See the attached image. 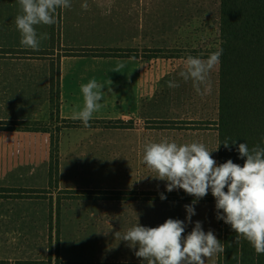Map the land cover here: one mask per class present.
I'll return each mask as SVG.
<instances>
[{"label": "crops", "instance_id": "obj_1", "mask_svg": "<svg viewBox=\"0 0 264 264\" xmlns=\"http://www.w3.org/2000/svg\"><path fill=\"white\" fill-rule=\"evenodd\" d=\"M6 5L13 6L18 14L21 11L18 0H6ZM6 12L9 11L4 9L3 13L0 8V33L11 36L12 27L2 23L7 21ZM18 14L8 21L15 22ZM50 27H38V32L48 33V39L41 42L39 49L50 47ZM193 29V0H72L71 8L60 10L61 47L138 50L137 57L125 58L61 56L60 117L73 118L72 113L83 106L81 85L95 78L105 85L101 101L104 107L92 119H122L132 124L125 128H63L59 132L57 189L46 198H0V241L6 240L0 244L1 249L10 248L11 241L20 239L38 244L48 255V259L30 261L37 264H141L129 247L122 253H128L127 257L111 262L61 260V248L66 238L73 240L74 247L79 244L97 247L98 239L112 240L121 246L116 242L120 239L115 238L119 232L115 226L123 221L133 227L138 223L163 224L168 218L186 220L184 205L192 203L193 197L186 194L187 198L175 200V194L184 191L168 193L166 182L152 177L156 173L143 163V155L147 143L163 139L178 144L203 142L209 150L219 146V87L215 97H209L213 101L208 100L206 91L201 100L193 96V103L179 101L180 94L175 98L174 88L168 94L163 93L167 92L163 81L182 71L175 67L176 56L162 55L165 49L177 48L183 36H189L191 44ZM5 45L0 48H26L20 39ZM147 49L162 52L147 57ZM50 61L0 55V121L47 122ZM217 63L220 66L219 60ZM201 94L199 90L198 95ZM169 104L179 110L174 106L167 110ZM122 143L126 145V153L120 163L118 147ZM50 150L49 132L0 129V187L48 189ZM218 154L219 150L211 153L219 163ZM84 174L87 179H77ZM73 182L85 184L80 188ZM87 190L104 191L105 198L63 193ZM160 193L167 199L161 200ZM200 203H213L215 207L216 202L203 198ZM215 220L218 238L216 213ZM86 223L98 230L83 228L82 224ZM125 232L119 233L122 236ZM90 255L95 257L96 253ZM0 262L25 264L13 260Z\"/></svg>", "mask_w": 264, "mask_h": 264}, {"label": "clouds", "instance_id": "obj_2", "mask_svg": "<svg viewBox=\"0 0 264 264\" xmlns=\"http://www.w3.org/2000/svg\"><path fill=\"white\" fill-rule=\"evenodd\" d=\"M20 13L15 25L20 33L23 47L38 50L41 42L48 39L47 32H38L39 26H53L57 22L58 10L72 7V0H18ZM86 7V5H84ZM221 51L205 59L187 57L185 70L180 73L186 80L204 81L218 62ZM173 87L172 81L168 82ZM105 85L92 78L81 85L83 106L72 113L73 119L90 127L93 114L101 110ZM199 91V89H197ZM238 152L244 160L241 166L228 159L218 163L211 153L220 145ZM143 163L156 173L153 178L166 182V191L183 190L193 197L192 203L185 204L186 220L168 218L157 227L138 223L122 236L115 238L126 243L141 264H206V260L225 252L224 244L214 231L204 230L202 221H195L192 230L184 235L196 205L211 192L215 199L216 219L223 220L236 233L235 243L242 237L260 255L264 254V147L249 148L247 143L225 138L217 148L209 150L203 142L178 144L163 139L145 145ZM161 200L167 199L160 193Z\"/></svg>", "mask_w": 264, "mask_h": 264}, {"label": "trees", "instance_id": "obj_3", "mask_svg": "<svg viewBox=\"0 0 264 264\" xmlns=\"http://www.w3.org/2000/svg\"><path fill=\"white\" fill-rule=\"evenodd\" d=\"M55 25L50 27V47L48 49L0 48V55L20 57L49 58L50 61V121L59 124L54 130L46 122L31 120L0 121L3 130H35L49 132L51 150L49 162V188L29 189L0 187V198H46L58 187L59 180V132L63 128L84 127L82 121L73 118H61L60 107V59L61 56H98V57H137L135 48L120 47H61L60 10ZM220 40L218 51V132L219 144L227 137L247 143L251 149L259 145L264 147V0H220ZM56 50L59 52L56 53ZM162 50L147 49L145 56L154 57ZM165 56V55H162ZM49 121V122H50ZM47 124V123H46ZM49 124V123H48ZM122 119H91L90 127L125 128L131 126ZM233 146L219 147L218 161L244 164ZM70 196L77 193L86 198H105L104 191H64ZM84 194V195H83ZM158 195V194H157ZM186 193H176L174 198H185ZM65 196V194H64ZM187 198V197H186ZM214 199L208 193L204 199ZM61 197H58V201ZM215 200V199H214ZM236 233L230 225L219 220L218 239L224 244L225 252L218 254L217 264H264V254L258 255L251 244L240 238L235 243ZM25 264H37L27 262Z\"/></svg>", "mask_w": 264, "mask_h": 264}, {"label": "rangeland", "instance_id": "obj_4", "mask_svg": "<svg viewBox=\"0 0 264 264\" xmlns=\"http://www.w3.org/2000/svg\"><path fill=\"white\" fill-rule=\"evenodd\" d=\"M0 8L1 11L4 13V9L9 11L6 12L7 21L3 22L4 24L10 25L11 28V36L6 33H0V47H5L6 43H14L21 39L20 33L16 29V25L14 21H8L10 18L14 17V14L18 12L15 10L13 6L7 7L6 0H0ZM3 16V15H2ZM204 16V18H202ZM58 21V19H57ZM193 32H192V40L191 44L189 43V36H183L182 41L179 42L177 48L169 50L165 49L164 55H173L177 58L176 69L184 71L185 65L187 62V57H201L207 59L210 54L218 51L217 49L220 48L221 40H220V0H193ZM217 48V49H216ZM59 51L56 50V53ZM218 63L214 65L211 69L207 78L200 82V81H188L185 78H182L180 74H171L168 76L169 78L163 81V86L167 89V92H162L164 94H168L170 88H174L175 95L180 94L179 101L184 99L185 102L193 103V96L198 100L205 98L204 92L206 91L209 96L208 100L213 101L209 97H215L218 87V70H217ZM219 68V66H218ZM176 77V78H175ZM172 81L174 86L169 87L168 82ZM199 89L201 91V95H198ZM212 89V90H211ZM211 90V91H210ZM210 91V93H209ZM174 95V96H175ZM173 96V97H174ZM172 97V98H173ZM185 97V98H184ZM178 98V95L175 96ZM216 103V100H214ZM181 104V102H180ZM185 106V103H183ZM173 104H169L167 110L171 111ZM175 107V106H174ZM176 111L177 109L175 107ZM171 116V115H170ZM50 116L47 120V124H42L41 126L45 127L47 125L49 129L54 130L59 124L56 121H50ZM49 123V124H48ZM186 124V122H184ZM119 139L124 141V137L119 135ZM216 141V140H215ZM119 156L121 157L120 163L124 161L125 153H126V145L124 143L119 144L118 147ZM124 178V177H120ZM78 180L87 179V176L78 175ZM71 186V183H67ZM74 186L78 185L82 188L85 183H75L73 182ZM112 186V185H111ZM155 187H163V185H156ZM96 188H103V187H96ZM213 203H200L196 205V215L193 216L192 221L193 224H189L186 228L184 235H187L188 232L192 230L195 221H202L204 230L207 232L209 229H212L217 236V222L215 220V213L216 209L213 207ZM66 214V212H65ZM68 214V212H67ZM68 216H65L67 219ZM61 222V221H60ZM160 224L151 223L149 227H157ZM105 227L109 225L104 224ZM83 228H88V230H98L95 225H91L90 223L82 224ZM116 230L119 232H125L129 228H131V224L126 223L123 221L122 223L117 224ZM66 237V235H65ZM89 238V237H86ZM99 246L93 245L91 248L84 247L83 245L79 244L76 247L73 245V240L66 238L61 248V260H67L71 262L77 261H96V262H111V261H119L123 260L122 258L127 257L126 255H122L124 249L128 250V247L125 242L123 241H116L120 242L119 245L116 246L113 244L112 240L106 239H98ZM6 243V240L0 241V244ZM90 242V241H89ZM95 252V257L91 256L90 254ZM43 258L48 259V255L42 252V250L38 247V244L35 245L32 241H22L20 239L11 241V247L8 249H1L0 248V261L2 260H13L15 262L19 261L20 263H27L30 261L41 260ZM137 261H141L136 257ZM2 263V262H0ZM217 263V255L213 256L210 259L206 260V264H215Z\"/></svg>", "mask_w": 264, "mask_h": 264}]
</instances>
